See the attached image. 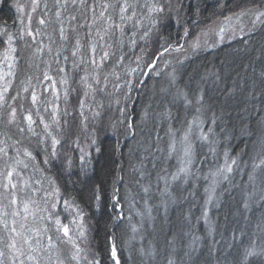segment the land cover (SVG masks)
I'll use <instances>...</instances> for the list:
<instances>
[{"label":"trees","instance_id":"obj_1","mask_svg":"<svg viewBox=\"0 0 264 264\" xmlns=\"http://www.w3.org/2000/svg\"><path fill=\"white\" fill-rule=\"evenodd\" d=\"M18 3L31 1L0 5V53L16 38L9 99H22L47 69L65 91L42 119L45 90L40 106L27 94L28 108L11 122L31 154L23 193L36 190L29 194L40 199L39 219L27 220L45 224L35 263L264 264V17L217 47L167 53L201 23L264 0H38L43 23L34 35L20 29ZM151 7L163 11L138 29ZM189 144V171L177 177ZM12 204L0 206V264H33L5 241L1 212L24 219ZM75 245L82 251L73 259Z\"/></svg>","mask_w":264,"mask_h":264},{"label":"rangeland","instance_id":"obj_2","mask_svg":"<svg viewBox=\"0 0 264 264\" xmlns=\"http://www.w3.org/2000/svg\"><path fill=\"white\" fill-rule=\"evenodd\" d=\"M3 0H0V5ZM31 4L26 5V3L19 5L16 4L15 11L20 15V29H22L25 32V28H28V33L30 32L31 35L35 34L31 28L32 26H36V22L41 25V21H43L39 16L38 11V0H30ZM155 7H151L150 11H147L146 18L139 19L137 28L139 29L141 27V23L144 24L143 21L153 22V12ZM241 12H244V15H239ZM258 13H264V6L262 7H252L247 10H241L239 12L233 13L228 15L227 17H222L214 21H208L205 23H201L200 25L196 26L193 33L190 31H187L185 34V42L179 46L180 50L177 51L175 48H170L167 53L171 54L172 57L179 56L183 52H190V51H196V50H205V49H211L214 47H217L223 43H226L227 41H230L236 37L243 36L250 31L256 29L260 23L262 22V19L264 15L260 16L259 19H257ZM226 18H230L227 19ZM126 20L127 17H125ZM221 29H223V32L221 33ZM6 47L5 50H3L0 53V95H2V99H0V206L3 205L6 208L5 204H15L17 206H20V209L24 211L23 216L24 219L21 220L17 214L16 211H9L4 210L1 212V218L4 219V226L8 230V239L7 236L4 237L5 241L11 244L13 241L16 243L15 251L11 249L13 254L17 253L15 257H18L19 261L23 263H35V261L38 259L36 257V254H34L35 246L33 245L34 242H38L40 244L43 242L41 238H43V233L45 228V224H37L36 222L31 224L30 221L27 220V217H30V219H39V213L37 214L35 209V199L33 195H30V192H35L36 195L39 193L35 190H30L29 192L26 191V193H23L26 189V187L29 185V178H28V172H26L27 165H29V159L31 158L30 155H28L30 152H27V150L24 149L25 145L24 143L21 144L17 140H15V134H12L10 131L11 128V122L15 120L14 114L17 115V111L19 112V109L28 108L27 101L25 102V97L27 94H29V101L30 105L33 103L34 106H40V98H41V92L42 88L45 90L47 94V100L48 107L46 106L44 111L39 113L40 119H42L43 114L46 112V110L50 109L52 106L53 108L49 111L56 112L57 106L59 105V101L61 100V97L65 95V91L63 88V83L57 81L56 78H54L55 74L51 72L50 70H46L43 73V78L40 79L39 83H36V85L33 86H26L24 89H27V94L22 95V99L18 100L17 98H13V100L9 99L8 93L10 92L11 86L14 82L15 78V72L17 70L16 65V57H15V41L16 38L12 36V34L9 35L6 39ZM194 44H198L197 47H194ZM182 46V47H181ZM50 60V57H49ZM152 66L149 67L152 68ZM48 77V79H45V77ZM62 78V76H61ZM60 78V80H61ZM31 92H30V91ZM25 91V93H26ZM33 93L36 95V101L35 103L32 100ZM25 98V99H24ZM18 104V105H17ZM43 104V103H42ZM45 104V105H46ZM17 105V106H16ZM14 107V110H10L11 107ZM20 106V108H18ZM31 109V108H30ZM28 109H26V118L23 120L24 124L26 123L28 125V128L31 129L32 124L34 121L31 122L27 119V113ZM17 119V118H16ZM17 121V120H16ZM5 129V130H3ZM14 133V132H13ZM189 139V136L187 135V140ZM187 140L184 138V142L188 144ZM19 146V147H17ZM182 146L181 150H185ZM185 155V153L183 154ZM221 159H225V156H221ZM191 163V159L188 156H183L181 168H185L186 171L179 172L177 177H180L182 175H187L189 171V166ZM18 167V168H17ZM180 168V169H181ZM226 167L222 166V170L219 173H222V171L225 172ZM11 172L12 175L9 177L8 173ZM30 175V173H29ZM220 180L224 181V178H221ZM219 181V180H216ZM40 184V181H38ZM217 185V182H215ZM255 183H257V179L255 180ZM50 184V183H49ZM15 185V187H13ZM38 191L40 192V185H38ZM42 189L49 190L52 189L50 185H46L45 187H42ZM54 189V188H53ZM212 189V188H210ZM259 191V190H258ZM23 193V194H22ZM213 193H210V196ZM23 195V196H22ZM48 195V193H47ZM209 195V193H208ZM31 198H30V197ZM45 203H49L50 198L48 199L47 196L44 198ZM40 202V199L36 203ZM13 204L11 207H13ZM28 205V211L25 212L24 205ZM2 206V207H3ZM1 209V208H0ZM44 213V212H43ZM53 214V213H51ZM51 214L46 212V217H51ZM71 216L73 213L70 214ZM15 228V232L12 231V229ZM19 233V235H17ZM49 232H46L44 234V239L46 241V245L51 246L49 243L51 239H49ZM27 241V242H25ZM9 244V245H10ZM36 244V245H38ZM22 245H26L21 249ZM18 249V250H17ZM25 249L27 251L25 252ZM0 251H2V246H0ZM1 253V252H0ZM29 256L33 257L32 259H29ZM14 261H17V259L13 258ZM13 259L11 261H13Z\"/></svg>","mask_w":264,"mask_h":264},{"label":"snow or ice","instance_id":"obj_3","mask_svg":"<svg viewBox=\"0 0 264 264\" xmlns=\"http://www.w3.org/2000/svg\"><path fill=\"white\" fill-rule=\"evenodd\" d=\"M153 10H154V11H157V12H159V11H163L162 8H156V9H153ZM239 15H244V12H241ZM262 15H264V13H258V15H257V19H259V17L262 16ZM227 19H230V18H226V20H227ZM41 23H43V21H41ZM222 32H223V29H221V33H222ZM29 35H31V33H29ZM197 46H198V44H194V47H197ZM181 47H182V46H181ZM176 50L179 51L180 48L178 47ZM165 51H167V49H165ZM45 79H48V77L46 76ZM25 90H27V89H25ZM0 99H2V95H0ZM32 100H33V102L35 103V101H36V95H35L34 93H33V96H32ZM27 119L31 122V116L27 117ZM47 127H48V126L45 125V128H47ZM185 140H187V136L185 137ZM52 142H53V149H55V145L58 144L59 141L56 140V139L53 137V141H52ZM190 151H191V146H190V144H189V145H187L186 148H185V155H186V156H190ZM28 155H31V154L29 153ZM53 155H55V151H53ZM180 171H181V172H184V171H186V169H185V168H181ZM228 171H231V168H230V167L228 168ZM8 175H9V177H10V176L12 175V173L9 172ZM174 178H176V177H174ZM13 187H15V185H13ZM145 191H147V189H145ZM65 203L67 204L68 202L65 201ZM53 207H55V205H53ZM24 210H25V212L28 211V205H27V204L24 205ZM78 215H80V218H81V228H82L83 217H82V215H81L79 212H78ZM73 222H74V221H73ZM56 224L60 227V230L63 231L64 236L69 237V226H68V225H61V222H60V220H59L58 218L56 219ZM12 231L15 232V228H13ZM17 235H19V233H17ZM80 235H81V237L84 236V232H83V230H81ZM49 239H51V238H49ZM25 242H27V241H25ZM9 247L15 249V248H16V243H15V241H13V242L9 245ZM75 247H76V256H74L73 259H76V258L79 256V253L82 251V250L80 249L79 245H75ZM17 250H18V249H17ZM0 255H2V253H0ZM112 255H113V256L116 255V249H115V247L112 248ZM32 258H33V257L29 256V259H32ZM93 264H99V261H93Z\"/></svg>","mask_w":264,"mask_h":264},{"label":"bare ground","instance_id":"obj_4","mask_svg":"<svg viewBox=\"0 0 264 264\" xmlns=\"http://www.w3.org/2000/svg\"><path fill=\"white\" fill-rule=\"evenodd\" d=\"M215 182H216V178L213 179V180L210 179V184H211V183H215ZM208 203H209V202H208Z\"/></svg>","mask_w":264,"mask_h":264}]
</instances>
